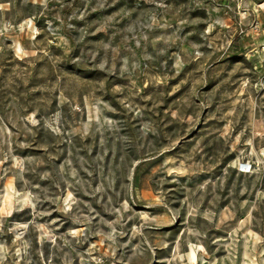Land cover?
<instances>
[{
  "label": "rangeland",
  "instance_id": "374dc122",
  "mask_svg": "<svg viewBox=\"0 0 264 264\" xmlns=\"http://www.w3.org/2000/svg\"><path fill=\"white\" fill-rule=\"evenodd\" d=\"M260 6L0 0V264H264Z\"/></svg>",
  "mask_w": 264,
  "mask_h": 264
},
{
  "label": "crops",
  "instance_id": "0c3cea01",
  "mask_svg": "<svg viewBox=\"0 0 264 264\" xmlns=\"http://www.w3.org/2000/svg\"><path fill=\"white\" fill-rule=\"evenodd\" d=\"M260 7H262V8H263L264 6H260ZM255 12H256V15L258 16V15H259V10H258V9H256V11H255Z\"/></svg>",
  "mask_w": 264,
  "mask_h": 264
},
{
  "label": "bare ground",
  "instance_id": "6f19581e",
  "mask_svg": "<svg viewBox=\"0 0 264 264\" xmlns=\"http://www.w3.org/2000/svg\"><path fill=\"white\" fill-rule=\"evenodd\" d=\"M190 253V252H189ZM192 255L194 256L195 255V251L192 249Z\"/></svg>",
  "mask_w": 264,
  "mask_h": 264
}]
</instances>
